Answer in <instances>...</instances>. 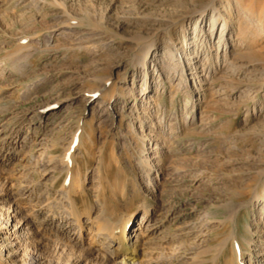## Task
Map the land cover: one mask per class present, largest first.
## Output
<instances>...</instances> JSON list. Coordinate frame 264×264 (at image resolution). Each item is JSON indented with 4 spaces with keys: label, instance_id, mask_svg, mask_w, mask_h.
<instances>
[{
    "label": "rangeland",
    "instance_id": "rangeland-1",
    "mask_svg": "<svg viewBox=\"0 0 264 264\" xmlns=\"http://www.w3.org/2000/svg\"><path fill=\"white\" fill-rule=\"evenodd\" d=\"M239 262L264 264V0H0V264Z\"/></svg>",
    "mask_w": 264,
    "mask_h": 264
},
{
    "label": "bare ground",
    "instance_id": "bare-ground-1",
    "mask_svg": "<svg viewBox=\"0 0 264 264\" xmlns=\"http://www.w3.org/2000/svg\"><path fill=\"white\" fill-rule=\"evenodd\" d=\"M254 7V6H253ZM225 26H227V24L225 23ZM217 31V30H216ZM211 32V31H210ZM150 77V74L148 73L147 74V71H144V73H143V76H142V78H149ZM93 96H91V100L93 99L92 98ZM72 141V140H71ZM73 143V142H72ZM74 144V143H73ZM74 146V145H73ZM74 148V147H73ZM72 151V150H71ZM69 157V156H68ZM70 160V159H69ZM68 164V166H69V163H67ZM67 166V167H68ZM66 182V181H65ZM79 186V185H78ZM65 188L66 189H68V187H66L65 186ZM66 191V190H65ZM68 191V190H67ZM66 191V192H67ZM70 192V191H69ZM71 193V192H70ZM73 195V194H72ZM65 199V198H64ZM68 203V202H67ZM70 210V209H69ZM142 214H143V217H144V219H146L147 218V216H148V214H147V212H146V210L144 209L143 210V212H142ZM131 219V218H130ZM130 219L128 220V222L126 223L125 222V224L123 225L124 227V229H123V233H124V235H125V232H126V229H127V226H128V224H129V221H130ZM75 222V221H74ZM78 223V222H77ZM76 224V223H75ZM73 224H71V225H68V228H70V229H72L73 228V226H72ZM75 228V227H74ZM67 229V228H66ZM105 230V229H104ZM99 231V230H98ZM103 233V232H102ZM109 233V232H108ZM114 233H115V231H114ZM114 233L110 236L109 235V237L110 238H113V236H114ZM122 233V234H123ZM62 234V233H61ZM119 234V233H118ZM117 234V235H118ZM34 236H32V239H33V243L34 242H37V243H41L42 241H45V240H51V239H59V238H56L57 237V235L55 234H53V233H49V232H44V231H34V234H33ZM108 238V237H107ZM115 238V237H114ZM84 239H87V238H84ZM111 240V239H110ZM68 242H69V239H68ZM70 242H71V240H70ZM75 242H77V241H75ZM74 242V243H75ZM43 243V242H42ZM41 243V244H42ZM46 243V242H45ZM67 243V242H66ZM37 246V245H36ZM118 249H115L114 251H111L112 253L110 254V256L111 257H115L117 254H118ZM239 251V250H238ZM221 253H222V251H220ZM236 255H239V254H236ZM222 256V255H221ZM237 257H241V255H239V256H237ZM217 261V260H216ZM236 261V260H235ZM234 262V261H233ZM240 264H241V262H239Z\"/></svg>",
    "mask_w": 264,
    "mask_h": 264
}]
</instances>
